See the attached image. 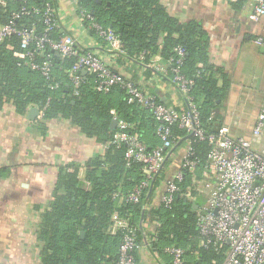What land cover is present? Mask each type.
I'll return each mask as SVG.
<instances>
[{"label":"trees","instance_id":"16d2710c","mask_svg":"<svg viewBox=\"0 0 264 264\" xmlns=\"http://www.w3.org/2000/svg\"><path fill=\"white\" fill-rule=\"evenodd\" d=\"M76 2L77 7L88 11L100 25L113 32L130 58L136 59L143 54L142 62L148 63L152 56L159 55L168 65H173L177 59L174 49L182 48L180 72L194 82L190 96L199 112L201 128L210 135L223 127L224 120L217 113V101L222 99L223 90L216 88L208 56L209 36L198 23H181L168 13L161 0ZM45 3V0H33V5L39 9ZM247 3L248 0H238L233 7L240 9ZM19 7L10 5L9 10ZM9 10L3 16L0 12V23L7 21ZM16 24L20 28H34L38 36L44 30L39 17L24 16ZM61 36L59 28L49 34L54 40ZM75 60L74 56L62 58L45 48L35 61L51 62V78L46 81L27 66H18L22 54L15 37L5 41L0 46V111L11 105L18 115L27 116L30 109L37 108L42 120L35 119L31 124L42 133L47 122L67 120L86 139L101 146L111 142L118 132L117 128H111L113 119L117 118L128 125L122 133L137 135L148 150L158 146L150 112L136 103H128L123 90L114 87L102 93L97 89L95 77L82 73L79 74L81 83L74 89L68 80V71ZM53 85H57L55 90L50 89ZM171 133L173 142L187 138L184 130L177 126L171 127ZM192 147L198 168L193 174L184 173L180 191L169 209L160 206L151 211L159 224L152 247L158 254L171 245L184 249L185 264H222L225 246L219 251L199 246L194 206H200L203 200L193 190V182L205 176L203 169L209 146L206 141H195ZM126 149L124 143L111 144L89 159L85 166L86 186L78 180L77 169H58L48 209L37 231L41 243L40 264H116L123 232L112 234V225L116 220H123L130 226L141 227L144 205L159 181L143 192L138 204L116 201L115 194L126 196L142 181L141 165L126 159ZM9 174V169H0V179ZM188 187L192 195L198 197L195 205L186 200ZM134 264H138L136 255Z\"/></svg>","mask_w":264,"mask_h":264},{"label":"crops","instance_id":"0c3cea01","mask_svg":"<svg viewBox=\"0 0 264 264\" xmlns=\"http://www.w3.org/2000/svg\"><path fill=\"white\" fill-rule=\"evenodd\" d=\"M73 1L76 0H56V7L59 29L62 34L74 37L78 53L86 50L96 53L111 70L136 83L158 103L179 111L187 108L186 97L171 82L169 73L154 70L153 66L167 67L159 55L143 63L111 50L85 29ZM161 1L172 17L181 23L196 22L207 33L215 85L223 90L222 99L217 101L223 126L232 136L248 139L254 150L264 152V132L257 138L251 134L257 115L264 111V53L253 43L256 37L264 36V15L252 21L249 19L252 5L247 3L236 9L231 0ZM31 123L11 105L0 111V169L10 170L8 177L0 179V264H40L37 231L48 209L58 169H77L78 180L86 186V163L104 148L86 139L67 120L47 122L43 133ZM184 140H175L163 170L153 181L159 180L157 185L150 187L153 189L143 208L141 249L136 253L138 264H171L168 257L149 246L159 225L151 211L160 207L162 188L178 166ZM211 184L212 179L205 174L193 182V190L206 199ZM187 189L190 193H186ZM187 189L186 200L191 203V196H196Z\"/></svg>","mask_w":264,"mask_h":264},{"label":"built area","instance_id":"2783aa9c","mask_svg":"<svg viewBox=\"0 0 264 264\" xmlns=\"http://www.w3.org/2000/svg\"><path fill=\"white\" fill-rule=\"evenodd\" d=\"M42 9L33 5V0H0L1 15L9 10L10 5H20L18 9L9 10L7 21L0 23V46L11 37L18 40L22 54V64L30 71L39 73L46 81L51 78L52 64L50 61H35L45 48L57 53L62 58L75 57V63L68 71V80L76 89L80 83V73L95 77L97 89L108 93L118 87L127 96L128 103H136L142 109L148 110L155 122V136L159 145L148 150L137 135L124 134L128 128L123 121L117 124L118 132L113 136L109 145L124 143L127 147L126 159L131 163L141 165L142 181L131 193L126 196L115 194L114 199L119 203L138 204L143 192L151 187L154 179L163 170L168 155L173 151L175 142L172 141L171 127L184 130L187 138L183 142L178 166L172 179L162 188L159 205L169 209L174 196L180 191L179 184L184 180V173L191 174L198 168V161L192 147L195 141H206L209 146L207 163L204 173L212 179L211 187L206 199L196 209V228L200 237L199 246L205 249L213 248L219 251L225 246L222 264H264V155L253 149L251 142L242 136H232L227 127H221L216 134L207 135L201 128L199 112L190 96L194 82L185 78L181 72L184 50L174 49L177 56L173 65L167 67L153 66L158 73H169L171 82L179 92L186 97L187 108L176 110L157 103L150 95H146L136 83L122 74L111 70L104 61L94 52L86 50L78 53L74 37L62 34L58 40L51 39V34L59 28L56 0H45ZM236 2L238 0H231ZM77 4L76 1H73ZM252 5L249 19L258 20L264 15V0H248ZM3 16V15H2ZM39 17L44 26L43 33L37 35L34 28H20L16 21L21 17ZM77 17L88 32L93 33L99 40L105 42L113 51L126 55L121 42L112 31L100 25L93 16L77 7ZM254 45L264 48V36L256 37ZM143 61L144 55L137 57ZM173 60H171L172 62ZM57 85L50 87L55 90ZM37 120H42L39 112ZM264 129V111H261L255 120L252 136L259 137ZM186 193H190L187 189ZM193 199V196H191ZM195 200V199H194ZM191 202V201H190ZM195 205V201L192 200ZM123 232L122 241L118 250L116 264H134L135 255L141 249L139 236L142 227L128 225L123 220H116L111 227V233ZM155 237L149 240L152 247ZM162 254L170 259L171 264H185L184 249L176 246H166Z\"/></svg>","mask_w":264,"mask_h":264},{"label":"water","instance_id":"95a60500","mask_svg":"<svg viewBox=\"0 0 264 264\" xmlns=\"http://www.w3.org/2000/svg\"><path fill=\"white\" fill-rule=\"evenodd\" d=\"M260 52L261 53H264V48H260ZM56 56H59L57 53L55 54ZM86 73L83 71L82 72V75H85ZM39 111L37 108H32L29 110L28 114H27V118L28 120L30 121H33L36 119L37 115H38ZM119 120L117 118H114L113 121H112V125H111V128L112 129H115L117 127V124H118Z\"/></svg>","mask_w":264,"mask_h":264},{"label":"rangeland","instance_id":"374dc122","mask_svg":"<svg viewBox=\"0 0 264 264\" xmlns=\"http://www.w3.org/2000/svg\"><path fill=\"white\" fill-rule=\"evenodd\" d=\"M263 132H264V129H263ZM263 132H262V133H263ZM260 136H261V135H260ZM260 154L264 155V152H260ZM201 196H202V195H201ZM201 196H199V197H201ZM197 198H198V197H193V199H192V200H193V201H196V200H197ZM194 199H195V200H194ZM201 199H204V198H203V197H201ZM192 200H191V203H192Z\"/></svg>","mask_w":264,"mask_h":264}]
</instances>
